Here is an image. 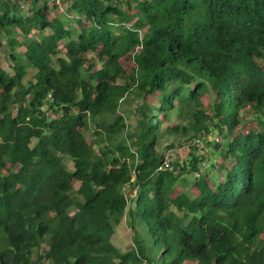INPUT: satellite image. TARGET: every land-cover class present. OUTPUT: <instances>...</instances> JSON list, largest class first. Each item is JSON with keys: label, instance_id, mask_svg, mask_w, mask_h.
Wrapping results in <instances>:
<instances>
[{"label": "trees", "instance_id": "1", "mask_svg": "<svg viewBox=\"0 0 264 264\" xmlns=\"http://www.w3.org/2000/svg\"><path fill=\"white\" fill-rule=\"evenodd\" d=\"M59 2L0 1V264H264V0Z\"/></svg>", "mask_w": 264, "mask_h": 264}, {"label": "rangeland", "instance_id": "2", "mask_svg": "<svg viewBox=\"0 0 264 264\" xmlns=\"http://www.w3.org/2000/svg\"><path fill=\"white\" fill-rule=\"evenodd\" d=\"M59 8L56 9V12H60L62 10H65V8L69 5L70 0H59ZM51 7V5H50ZM55 12V13H56ZM53 13V12H52ZM3 57V56H1ZM91 57V56H89ZM121 64L123 66V68L125 69V71L127 73L131 72L134 68V64L132 61V53L126 55L125 57H123L121 59ZM0 66L4 67L7 71L10 70L9 67V62L7 60H2L0 59ZM118 82H123V80H119ZM132 105L131 104H126V103H122L118 109L119 113H122L127 121V123H132L133 122V117L130 114V111L132 110ZM186 125V121L177 117L176 113L172 114L171 116V120L167 121L164 123L163 127L167 126V125ZM123 136V135H122ZM122 136H120V138H122ZM219 139L220 138L217 136V133L214 129L211 130V135L209 136V139ZM186 137L183 135H173L170 136L169 138L165 139L164 144H162L163 146H165V144L171 143L172 144V153L174 154V160H178V161H183L185 160L188 155V143L185 142ZM221 142V141H220ZM219 142V143H220ZM210 150L208 151V155H209V159H216L219 160L217 157V152L213 149V146L210 145ZM219 151V149L217 150ZM65 165L67 167L68 170L72 169V163L70 161L65 160ZM209 170V169H207ZM204 170V171H207ZM210 172V171H208ZM177 189H181L180 186H178ZM126 192L129 193L128 189H126ZM131 243V231L128 228L126 221L123 219L121 221V223L115 228V232L114 235L112 236V244L119 249L120 251H126L128 249V247L130 246Z\"/></svg>", "mask_w": 264, "mask_h": 264}, {"label": "built area", "instance_id": "3", "mask_svg": "<svg viewBox=\"0 0 264 264\" xmlns=\"http://www.w3.org/2000/svg\"><path fill=\"white\" fill-rule=\"evenodd\" d=\"M1 1V0H0ZM15 3H17L18 6H20V8H24L26 6L25 4V0H14ZM212 139H209V136L207 137H200V138H196L191 142V146L194 148V154L195 156L200 160V164L203 167H206L209 162L208 159L206 158V154L208 151V147L207 144L208 142H211ZM214 142H218V139H213ZM174 159V154L172 153L171 150L167 151L164 153L163 155V165L161 168H171L170 164L172 162V160ZM160 168V169H161Z\"/></svg>", "mask_w": 264, "mask_h": 264}]
</instances>
